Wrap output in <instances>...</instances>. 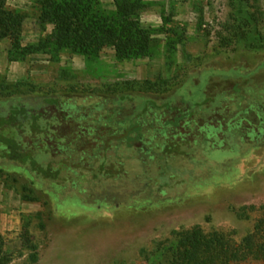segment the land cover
<instances>
[{"label":"rangeland","instance_id":"374dc122","mask_svg":"<svg viewBox=\"0 0 264 264\" xmlns=\"http://www.w3.org/2000/svg\"><path fill=\"white\" fill-rule=\"evenodd\" d=\"M44 1L8 0V8L21 16V34L17 46L0 34L1 87L107 90L162 77L171 92L188 79L179 91L189 96L200 85L216 84V92L230 81L264 93V43L243 34L236 20L253 14L264 32V0H143L139 16L150 49L138 58H121L110 46L97 54L59 47L55 25L40 20ZM99 9L113 15L115 0H100ZM193 152L144 163L138 151L117 145L109 156L96 152L79 168L77 188L65 174L41 179L27 166L0 158V237L13 254L10 264L28 262L20 239L25 224L39 247L38 264H150L145 251L197 225L241 239L264 212V146ZM121 160L125 173L100 174L103 161L120 169ZM245 205L257 207L248 219L236 212Z\"/></svg>","mask_w":264,"mask_h":264},{"label":"trees","instance_id":"16d2710c","mask_svg":"<svg viewBox=\"0 0 264 264\" xmlns=\"http://www.w3.org/2000/svg\"><path fill=\"white\" fill-rule=\"evenodd\" d=\"M7 2L0 0V34L14 39L17 46L22 20ZM115 4L117 11L108 16L101 13L100 0H45L40 20L55 25L59 47L97 54L110 46L121 58L147 55L150 40L139 16L143 0H115ZM239 19L243 34H253L263 44L259 18L252 14ZM187 80L172 92L162 77L89 91L0 86V158L27 166L41 179L58 180L65 174L77 188L79 168L87 167L96 152L109 156L117 145L135 149L144 163L159 157H193L197 147L210 154L235 150L243 143L264 146V93L230 81L216 92L212 90L216 84L200 85L199 92L189 96L179 91ZM245 95L252 99L243 103ZM119 164L120 169H114L103 161L100 174L122 175L126 169L122 160ZM249 210L257 207L245 205L236 212L248 219ZM20 239L29 253L26 264H38L39 247L29 224L23 226ZM145 252L150 264L264 263V212L241 239L232 232L206 231L197 225L174 231L173 238ZM12 260L0 237V264Z\"/></svg>","mask_w":264,"mask_h":264}]
</instances>
